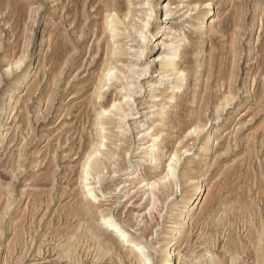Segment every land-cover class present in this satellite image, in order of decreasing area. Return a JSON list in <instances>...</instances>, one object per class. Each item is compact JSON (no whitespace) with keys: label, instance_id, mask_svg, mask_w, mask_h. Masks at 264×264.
<instances>
[{"label":"rangeland","instance_id":"obj_1","mask_svg":"<svg viewBox=\"0 0 264 264\" xmlns=\"http://www.w3.org/2000/svg\"><path fill=\"white\" fill-rule=\"evenodd\" d=\"M80 1L76 6V0H0V264H135L123 252L121 258L115 254L104 258L82 228L76 231L80 218H75V209L88 203L90 187L97 189V197L87 207L91 228L114 239L100 224L104 214L111 215L144 244L142 253L133 251L134 258L160 264L172 239L167 234L170 217L180 211L183 197L198 181H206L207 197L197 201L193 219L173 233L180 237L182 256L176 264H232L235 255L238 262L233 264H264V0H214L216 19L207 28L196 24L201 11L192 7L208 0H118L125 12L129 7L136 11L134 21L149 24L147 29L139 28L148 39L116 38L126 49L135 45L144 52L140 58L132 57V48L125 59L147 73L139 78L130 74L137 93L104 86L102 100L112 102L119 94L132 114L115 117L119 122L110 126L115 136L103 140L108 145L100 147L105 155H94L98 154L100 169L91 171L85 182L88 187L80 178L83 163L101 139L91 125L96 112L90 110L87 119L83 110L88 98L95 97L111 40L109 31L103 38L98 36L100 28L95 26L104 24L103 8L114 0H88L85 6ZM136 22L125 32L134 33ZM160 23L163 28L157 35ZM178 33L186 44L177 63L188 73L189 82L169 107L167 125L162 127L161 158L151 163L146 147L163 120L157 114L161 101L152 98L158 88L149 90L147 82H162V89L173 91L172 76L160 81L162 61L152 57L167 52L163 43ZM98 43L103 44L99 54ZM72 54L77 57L74 61L69 60ZM60 55L66 60L64 72L59 69ZM197 76L200 90L193 102ZM197 124L201 129L194 131ZM148 126L145 135L139 134ZM175 151L177 177L171 182L163 178ZM137 169L139 177L132 174ZM155 181L160 185L150 191L157 193L158 202L148 211L150 197H144L145 188L135 186ZM75 231V241L70 242L77 251L71 259L60 251ZM252 238L260 239L259 257L250 246ZM237 240L241 255L229 245Z\"/></svg>","mask_w":264,"mask_h":264},{"label":"bare ground","instance_id":"obj_2","mask_svg":"<svg viewBox=\"0 0 264 264\" xmlns=\"http://www.w3.org/2000/svg\"><path fill=\"white\" fill-rule=\"evenodd\" d=\"M101 1L102 0H100L99 2H101ZM74 2H75V0H74ZM82 2L80 1V3H82L83 6H85V4L88 2V0H82ZM78 3H79V0H76V2L74 4H76V6H77ZM216 6H217V4L215 3L214 0H208V1H204V2L201 1V3H196L195 5H193V7H192L193 10L199 9V11H201L199 13V15L197 16V19H196V24L199 27H202V28L206 27L207 28L209 24L214 25L215 19H216V11H215ZM192 9H191V11H192ZM103 12H104V17H105L104 18V24L103 25L97 24L95 26V27L100 28V30H99L100 32H98L97 34H98V36L102 35V38H103L104 34H106L109 31L111 34V40H108V43L106 42L107 46H106L105 59L103 61L102 68H101L100 74L98 76L99 82L97 84V91L95 93V97L90 98V100L88 98L87 109L83 110V115L86 117L88 116L87 119L89 118L90 112L92 110L94 112H96V115L94 117H91L92 118V124L91 125L94 126V128L96 127V134L101 139V142L98 144V146L96 143L93 145L92 149L90 147H88L91 149V151H89V153L86 156V160L83 163V171H82L83 174L81 175L80 178L82 180V183H84V185L87 187L89 186L90 183H85V182H86V180L89 179L88 177L90 175H93L91 173V171H94V173H98L99 169H100V163H99L100 160L98 158V154L95 157H94V155L96 153H100L101 156L105 155L106 152L101 151L100 147L102 145L108 147V145L106 143H103L104 142L103 140L106 138L109 139L112 136H115L113 129H111V127H110L111 124L114 125V122L116 123L118 121V120L116 121L115 117L118 116V117H120V119H122L123 117H127L129 114H132L131 108H130L131 106L129 105L128 102L121 101V99L118 98L119 94H115L112 102H109L108 100H102V98L105 97L104 95L106 94V92L104 93V90H103L104 86H106V85H108L110 87L115 86L116 88L120 89V93L123 92V90H125L127 92H131V93H137L138 92V91H136L137 88H136V86L131 84V82L129 81V76H130V74H132L134 76L137 75V78H139L142 75H144L145 73H147V70L136 69L137 68L136 63H134L133 60L129 61V60L125 59V56L129 55L128 50H130L132 48L134 49V53H132V57L140 58L144 55V52H141V50L139 48L137 49V46H135V45H131V46L129 45L126 49L125 46L119 45L120 41H117L116 38L120 37V36H125L128 38H131V40L133 42L137 41L138 39L141 41L142 37L144 39H148L147 35H143L142 33H139V28L142 30L147 29L149 24L144 23L143 20L141 22L134 21L133 17H134V13L136 11L134 9H132L131 7H129V10L127 12H125L124 8L121 6V4L118 2V0H114L113 3H106L105 7L103 8ZM98 13L102 14L101 11ZM105 14H107V15L105 16ZM151 18H152V12L147 16V20L150 21ZM132 21L136 22L135 23V26H137L136 27L137 29L135 28L136 31L134 33L131 32L132 30H128V32H125V31H127V29H129V26H134V25H131ZM95 22H97V21H95ZM162 28H163V24L160 23L158 25V31L156 33L157 35L161 32ZM133 29H134V27H133ZM82 30L85 32V28H82ZM94 31H95V28H94ZM62 33H64V32H62ZM65 38H66V36H65ZM110 42H112V43H110ZM100 43H98L97 51H96V53H98V54L100 53V50L103 48V44H100ZM185 44H186V39H184V36L181 33H178V34H176V36L173 40H171L170 42L166 41L163 43V45L166 47L167 52H164V53H161L157 56H154V58L152 57V61H160V60L162 61V63H161L162 68L160 69V71L157 70V71H159V74L157 76H161L160 81L161 80L164 81L165 80V79H163L164 77H171L172 76L173 91L169 93L165 89H162V82H159V81H156V83H154V82L152 83L151 81L147 82L149 90L153 89L154 87H156V89L158 88L159 93L154 95L152 98H154V101H158V100L161 101V105L158 106V109H157V114H158V118L163 120V124L161 125V127H156L154 129V131H153L154 133L152 134V138L150 140L151 143L146 147L147 160L151 163L154 161L157 162L161 158L159 150L161 148V143L164 142V138L161 137L163 130H164V128H162V127L167 125L166 117L169 115V113H168L169 107L172 106L171 104L174 101H176L177 98L183 93L182 88H184L189 82L188 73H186L185 69L179 67V64L177 63L178 59L180 58V53L183 50V48L185 47ZM157 45H158V43H156V45L154 47L157 48ZM71 50H72V48H71ZM201 51L203 52V50H201ZM67 52H69V51H67ZM75 55L76 54H72L71 57L69 58V60L74 61L77 58ZM65 61H64L63 55H60V58H59V67L60 68L59 69L61 72L64 70L63 66L65 65L64 64ZM131 65L135 66V69H132ZM65 68H66V66H65ZM59 69L57 68V70H59ZM112 79L116 80L117 82H121V83H119V84H117V83H111L110 84L109 83L108 84V80L110 81ZM122 86H124V87H122ZM194 89L195 90L193 92V100H192L193 102L196 101V98L198 96V92L200 90V76L199 77L197 76V80H196ZM154 91H156V90H154ZM13 94H14L13 92L10 93V97H12ZM160 96H162V98H160ZM95 100L97 102L99 101V103H95L94 102ZM127 105H128V107H127ZM127 108H130V109L127 110ZM5 110H9V106H7L5 108ZM127 111H130V112L127 114ZM106 112L108 114H106ZM8 119H10V114L8 115ZM89 121H91V120H89ZM150 129H151V127L148 126L147 128H144L143 130H141L139 134L145 135L148 132V130H150ZM199 129H201V126L199 124H197L195 126L194 131H197ZM216 131H218V130H216ZM116 134H118V133H116ZM92 137H91V139H93ZM210 138H211V136H209L207 138V141L202 146L203 151L206 150V146L208 145V142H209L208 140ZM95 141H96V139H95ZM91 143L92 142H90V144ZM91 146H92V144H91ZM185 152H188V150H185ZM176 158H177V161H176ZM178 158H179L178 151H175L174 157L172 158L171 163L168 164V167H169L168 172L163 179H165L166 177H169L171 182H172V180L176 179V177H177V173H176L177 171L176 170H177ZM81 161H83V160H81ZM249 163H250V160H248V164ZM71 165H73V164L70 162L69 168L72 167V170H73V166H71ZM134 169L135 168H132V171ZM248 170H250V169H248ZM132 174H135V176L139 177L140 172L137 169ZM240 174H239V177H240ZM159 185H160L159 182L155 181V182H144L143 184L139 183L137 186H135L140 190L145 188V191L143 193L144 197L145 198L147 197V199H148V197H150L149 203H150L151 207L150 208L146 207L148 211L153 210L155 205L158 202L157 193L153 190L150 191V187H153V188L157 187L158 188ZM193 186L194 187H193L192 191L185 198L183 197L182 205L178 206L180 211L177 214H172L170 217V225H168L167 234H170L172 236V239H170L168 241V247L166 248V254L163 256L162 262L160 264H176L178 258L182 257L181 252H179L180 237L179 238L175 237V235L173 233H175V232L178 233V230L185 227L193 219L192 211H193L195 205L197 204V201H199V203H202V201H204L207 197L206 192L208 190V186H207L206 181H200V182L198 181L195 184H193ZM147 187H149L148 190H146ZM165 187L167 188L168 184H166ZM239 187H240V185H239ZM160 189L161 188H159V191H160ZM96 191H97V189L95 187L88 188L86 190V199L88 200V203L82 202V203L77 204L76 209H75L76 215L75 214L74 215H75V218H76V216L78 219L80 218V226H78L76 231L82 228L83 229L82 234L84 236H86L87 238H89L90 239L89 241H93V242H95V244H97V250H98L99 255H101V256H103V255L105 256L106 254H115L121 258L123 255V256H127L126 258H128V260L131 263L135 262V264H147V262L141 256H140L141 258L139 256H138L139 258H134L136 255L133 253V251H135V252L137 251L139 253L140 250H141L140 252L142 253V250L144 248V244L142 245V243H140L136 239H134V237L131 236L129 231L126 230L125 228H122L121 225L111 215L104 214L103 219L101 220L102 222L100 224L103 223L105 225L106 231H108L112 235H114V239L110 240L106 236H104L103 232H101L99 230L97 231V230H94L91 228L92 226L89 225V220L87 218L90 211H88L87 207H88V205H90L92 203L93 198L97 197ZM164 192H165V190H164ZM241 195H240V200H241ZM77 198H78V196H77ZM74 200H75V198H74ZM240 200H239V202H240ZM75 201H77V200H75ZM81 201H83V200H81ZM71 204H72V202H71ZM244 205H245V203H244ZM69 206H71V205H69ZM91 209H92V207H91ZM239 209H241V208H239ZM244 209L246 210L245 206H244ZM251 209H252V207H251ZM93 213H94V209H93ZM239 213H242V212H239ZM70 215H71V213L69 214V216ZM241 215H243V213ZM254 215H256V214H254ZM248 217H249V215H248ZM240 218H242V217H240ZM245 219H247V218H244V220ZM249 219L250 220H248L249 221L248 224H251V226H252V224H254V223H250V222H252L251 221L252 218H249ZM255 221H256V219H255ZM255 225H253V226L255 227ZM251 226H248V227L250 228ZM248 227H247V229H248ZM256 227H257V225H256ZM69 229L70 228L68 227V230ZM71 229H72V227H71ZM76 231L69 233L70 237L67 234V236L69 237L68 242H66V243H68L67 244L68 247L66 246L65 242H64L65 244H63L61 246L62 252L60 251V254L63 253V256L66 254L64 257L68 256V257H71V259H73L75 257L74 256L72 258V256H73L72 254L74 251L75 252L77 251V249L75 250V248H77V247H74L70 241H72L75 238L74 236H77ZM165 233H166V231H165ZM252 233H256V232L253 231ZM78 234H80V232ZM57 236H58V234H57ZM60 237H61V234H60L59 238ZM62 237H63V235H62ZM64 237H63V239H64ZM78 237H77V239H78ZM81 237L79 239H81ZM86 237H85V239H86ZM258 237H260V236H258ZM82 238H84V237H82ZM73 241H75V240H73ZM239 241L238 240L232 241V242L230 241L229 245L232 246V249L234 251H237L239 249ZM258 241H260L259 238H257V239L252 238L250 240V244H252L250 246L255 247L256 251L254 250V252L257 253V257H259L258 256L259 249L257 247ZM79 242L75 245L78 246ZM95 244H92L91 246H94ZM59 245H61V244H59ZM121 246L124 247V249ZM95 247H96V245H95ZM58 248H60V247H58ZM122 252H123V254H122ZM230 252L231 251H229V253ZM237 252H235V254ZM238 254H240V253L238 252ZM74 255H75V253H74ZM235 256H233V258H231V261L234 262L236 260ZM258 260H259V258H258ZM72 261H74V260H72ZM120 261H122V260L120 259ZM213 262H214V259H213ZM233 262H232V264H233ZM236 262H238V261L236 260ZM123 263L124 262L122 261V264Z\"/></svg>","mask_w":264,"mask_h":264}]
</instances>
